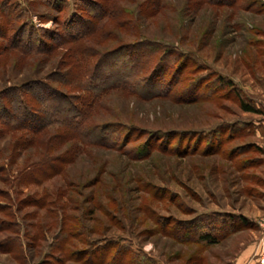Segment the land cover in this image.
<instances>
[{
    "label": "rangeland",
    "instance_id": "1",
    "mask_svg": "<svg viewBox=\"0 0 264 264\" xmlns=\"http://www.w3.org/2000/svg\"><path fill=\"white\" fill-rule=\"evenodd\" d=\"M118 1L147 37L184 57L152 76L155 90L145 83L136 95L114 91L102 100L93 119L115 123L109 139L122 146L57 143L54 130L38 141L25 131L0 137V264H264V0H242L234 9ZM9 2L35 27L56 28L57 13L44 1ZM78 6L82 0H66L64 16ZM116 30L124 42L137 39ZM106 44L99 47L115 45ZM64 50L2 53L0 91L65 70ZM238 92L257 113L240 109ZM125 135L131 141L123 146ZM49 148L62 167L40 178L34 167ZM11 220L24 257L9 249L17 246L7 241ZM230 226L214 244L182 240ZM62 233L69 239L56 250Z\"/></svg>",
    "mask_w": 264,
    "mask_h": 264
},
{
    "label": "trees",
    "instance_id": "2",
    "mask_svg": "<svg viewBox=\"0 0 264 264\" xmlns=\"http://www.w3.org/2000/svg\"><path fill=\"white\" fill-rule=\"evenodd\" d=\"M42 1L57 13L53 18L56 25L53 30L35 27L27 20L29 17L24 8L11 6L9 0H0V34L6 42L0 45V56L4 52H16L30 57L51 53L63 47L65 50L59 64L65 70L54 73L51 77L35 78L0 91V137L25 131L34 141H38L42 139L43 133L54 130L56 135L52 137L57 143L73 141L78 147L122 146L117 140L109 139L111 133L117 132L115 123L100 124L93 119L102 100L114 91H128L136 95L135 89L139 92L140 84L146 83L150 86L148 82L152 76L160 78L166 71L171 70V62L178 59L181 61L184 55L169 47L170 43L147 37L139 26L137 15L118 0H82L83 6H78L76 12L68 18L64 16L66 0ZM154 1L147 0L141 6H163L161 0ZM193 1L231 9L242 2ZM62 15L64 17L61 18ZM116 29L123 30L124 35L134 34L137 39L124 42ZM17 39H21V43L17 44ZM112 42L115 45H111ZM102 43L111 46L99 47ZM151 83L148 92L155 90L159 82L156 80ZM220 86L227 88L229 82L220 78ZM137 95L141 96L140 93ZM237 99L243 112H258L254 104L240 92ZM61 102H64V106H61ZM123 139L126 140L123 146L131 141L127 135ZM51 141L49 137L46 143ZM49 150L50 148L42 154L34 167L40 178L57 173L62 167L55 164ZM5 227L13 234L7 241L17 245L10 246L9 249H17V254L24 257L23 247L18 243V224L11 220ZM232 227L222 230L220 234H212L210 230L195 237H184L182 240L214 244L221 236L235 229ZM67 239L69 237L62 233L52 246L60 250L62 242ZM89 246H93V243Z\"/></svg>",
    "mask_w": 264,
    "mask_h": 264
},
{
    "label": "built area",
    "instance_id": "3",
    "mask_svg": "<svg viewBox=\"0 0 264 264\" xmlns=\"http://www.w3.org/2000/svg\"><path fill=\"white\" fill-rule=\"evenodd\" d=\"M262 227L264 229V222L262 223ZM262 240L264 241V233H263V239ZM261 263H264V250H263V253H262Z\"/></svg>",
    "mask_w": 264,
    "mask_h": 264
}]
</instances>
